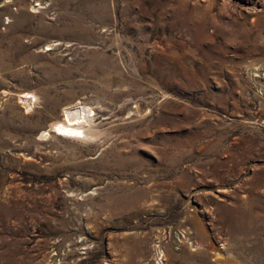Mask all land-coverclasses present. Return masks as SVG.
I'll return each instance as SVG.
<instances>
[{
    "label": "rangeland",
    "instance_id": "374dc122",
    "mask_svg": "<svg viewBox=\"0 0 264 264\" xmlns=\"http://www.w3.org/2000/svg\"><path fill=\"white\" fill-rule=\"evenodd\" d=\"M263 221L264 0H0V264H263Z\"/></svg>",
    "mask_w": 264,
    "mask_h": 264
},
{
    "label": "bare ground",
    "instance_id": "6f19581e",
    "mask_svg": "<svg viewBox=\"0 0 264 264\" xmlns=\"http://www.w3.org/2000/svg\"><path fill=\"white\" fill-rule=\"evenodd\" d=\"M19 98L21 99V101H24L26 98L28 99V101H26L25 104H24V108L28 109L29 107H31L34 104L33 102H34V100L37 97L33 93H30V91H29V92L20 93ZM79 103L73 104V105L69 104L70 106L66 105L65 107H63L60 120H57V121L53 122L51 124L49 130H43V132L41 133V136L44 137V136L48 135L49 132H53L55 135H58V136H61V137H64V138H73V139H78L79 138L80 139V138L85 137L87 134L84 131V126H86L87 123L90 122V116L92 114V111L90 110L89 106L86 107V106L81 105ZM29 110H31V108H29ZM89 128H90V125H89ZM240 216H241V214H240ZM258 217L260 218L261 216L253 215L252 216L253 225H250L252 227H247V228L242 229L241 233L245 234V235H248L250 233L252 234L253 232H255V229L257 228V225H258V222H257V220L259 219ZM236 221H237V219H236ZM262 224L264 225V221L262 222ZM259 225H260V223H259ZM256 230H258V228ZM236 233H238V232H236ZM262 243H263V241H262ZM258 251L260 252V250H258ZM261 260H263V259H261Z\"/></svg>",
    "mask_w": 264,
    "mask_h": 264
}]
</instances>
